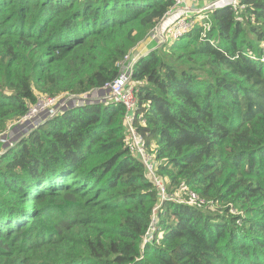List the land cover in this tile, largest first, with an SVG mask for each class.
<instances>
[{
    "label": "trees",
    "instance_id": "obj_1",
    "mask_svg": "<svg viewBox=\"0 0 264 264\" xmlns=\"http://www.w3.org/2000/svg\"><path fill=\"white\" fill-rule=\"evenodd\" d=\"M238 1L184 13L195 23L134 65L164 198L108 98L0 144V264H264V0ZM175 7L0 0V132L42 94L104 88Z\"/></svg>",
    "mask_w": 264,
    "mask_h": 264
},
{
    "label": "built area",
    "instance_id": "obj_2",
    "mask_svg": "<svg viewBox=\"0 0 264 264\" xmlns=\"http://www.w3.org/2000/svg\"><path fill=\"white\" fill-rule=\"evenodd\" d=\"M189 0H176V7L172 12H178L179 16L175 19V23L168 29L170 36L175 40L188 30V28L195 23V21L187 20L186 15L182 16L186 11L176 10L180 6L186 5ZM238 0H209L205 4V7L201 10H213L217 7L232 4L234 7L238 5ZM176 10V11H175ZM165 33L161 34V40L166 41ZM135 55V56H134ZM141 55L138 51L132 54L126 55L124 62L121 64V70L119 75L110 83L96 93L94 90L91 95H71L68 93L60 94L56 96L42 94L37 99L36 103L32 105L29 111L21 117L19 120L12 123L9 129L5 132H0V144L3 146H15L17 142L29 132L39 127L45 121L53 118L64 109L68 108L72 104H82L92 95L104 93L102 98H108L113 101L120 102L125 105L127 114V129L129 134L127 140L130 144L131 151L139 156L146 166V170L152 180L158 185L162 197H165L166 186L164 181L156 173V163L148 153L145 147V139L139 134L133 126V116L137 109L138 100L134 90V82L132 76L134 72V65ZM103 90L104 92H100ZM1 154V152H0ZM196 198L195 194H192V199Z\"/></svg>",
    "mask_w": 264,
    "mask_h": 264
},
{
    "label": "crops",
    "instance_id": "obj_3",
    "mask_svg": "<svg viewBox=\"0 0 264 264\" xmlns=\"http://www.w3.org/2000/svg\"><path fill=\"white\" fill-rule=\"evenodd\" d=\"M205 2H206L205 0H189L186 3V5L180 6L176 10L186 11V14L187 15H190L191 13L199 12L205 6V4H206ZM178 16H179L178 12H172L163 21V26H165V29H166L165 31L167 32V34L169 35V37H172V36H170L168 29L172 27V25L175 23V22L172 23V21L174 20V18H177ZM169 19H171L172 21H168ZM154 48L153 47H150V51L153 50ZM148 49L149 48H147V50L144 51L143 55H146L148 53ZM136 51H138L142 55V52L143 51L140 48H137Z\"/></svg>",
    "mask_w": 264,
    "mask_h": 264
},
{
    "label": "rangeland",
    "instance_id": "obj_4",
    "mask_svg": "<svg viewBox=\"0 0 264 264\" xmlns=\"http://www.w3.org/2000/svg\"><path fill=\"white\" fill-rule=\"evenodd\" d=\"M206 2L205 3H208L209 0H205ZM205 7V6H204ZM203 7V8H204ZM202 8V9H203ZM202 11H206V10H202ZM201 12V11H199ZM168 17V16H167ZM201 17V16H200ZM199 17V18H200ZM186 18V17H185ZM168 21H172L171 19H169ZM175 22V19L172 21V23ZM165 26H163V22H160V24L151 32V35L150 37H148L147 40H145L144 42H142L138 48H140L143 52H142V55L141 53H139L141 56H143V53L144 51L147 50V48L150 49V47H153L155 45L156 42H159V44L163 43V41L161 40V34H164L165 33V38L166 40L169 38V41H173L171 37H169V35L167 34V32L165 31ZM104 94H96V96L98 97H102ZM20 119V118H19ZM17 119V120H19ZM17 120H14L12 123H15V121ZM13 125V124H11ZM128 134H129V130L127 129L126 130V137H128ZM157 218V217H156ZM157 225V223H156ZM155 232V231H154Z\"/></svg>",
    "mask_w": 264,
    "mask_h": 264
},
{
    "label": "water",
    "instance_id": "obj_5",
    "mask_svg": "<svg viewBox=\"0 0 264 264\" xmlns=\"http://www.w3.org/2000/svg\"><path fill=\"white\" fill-rule=\"evenodd\" d=\"M96 93L98 92L97 90L95 91ZM100 92H104L103 90H101ZM74 104H72V106H73ZM154 231H155V224H153L151 227H150V229H149V231L147 232V234H146V237L148 238V237H152L153 235H154Z\"/></svg>",
    "mask_w": 264,
    "mask_h": 264
},
{
    "label": "clouds",
    "instance_id": "obj_6",
    "mask_svg": "<svg viewBox=\"0 0 264 264\" xmlns=\"http://www.w3.org/2000/svg\"><path fill=\"white\" fill-rule=\"evenodd\" d=\"M200 11H202V10H200ZM136 50H137V49H136ZM136 50H135V51H136ZM135 51H134V52H135ZM134 56H135V55H134ZM140 57H142V56H140ZM140 57H139V58H140ZM139 58H138V59H139ZM132 81H133V79H132ZM133 82H134V81H133ZM134 83H135V82H134ZM97 91H98V90H97ZM102 94H104V93H102ZM126 127H127V126H126ZM126 138H127V137H126ZM154 161H155V160H154ZM155 163H156V162H155Z\"/></svg>",
    "mask_w": 264,
    "mask_h": 264
}]
</instances>
